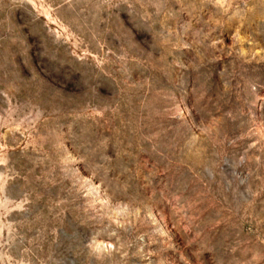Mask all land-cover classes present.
<instances>
[{
	"label": "rangeland",
	"instance_id": "374dc122",
	"mask_svg": "<svg viewBox=\"0 0 264 264\" xmlns=\"http://www.w3.org/2000/svg\"><path fill=\"white\" fill-rule=\"evenodd\" d=\"M0 264H264V0H0Z\"/></svg>",
	"mask_w": 264,
	"mask_h": 264
}]
</instances>
